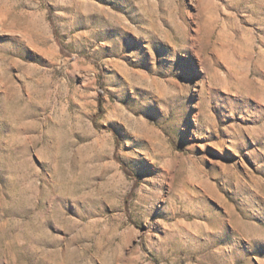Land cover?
<instances>
[{"label":"rangeland","instance_id":"1","mask_svg":"<svg viewBox=\"0 0 264 264\" xmlns=\"http://www.w3.org/2000/svg\"><path fill=\"white\" fill-rule=\"evenodd\" d=\"M0 264H264V0H0Z\"/></svg>","mask_w":264,"mask_h":264}]
</instances>
